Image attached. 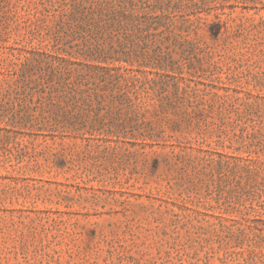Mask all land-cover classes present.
<instances>
[{
	"label": "rangeland",
	"instance_id": "rangeland-1",
	"mask_svg": "<svg viewBox=\"0 0 264 264\" xmlns=\"http://www.w3.org/2000/svg\"><path fill=\"white\" fill-rule=\"evenodd\" d=\"M59 1L0 0V264H264V0H172L189 44L77 39ZM40 53L121 86L52 128Z\"/></svg>",
	"mask_w": 264,
	"mask_h": 264
},
{
	"label": "trees",
	"instance_id": "trees-1",
	"mask_svg": "<svg viewBox=\"0 0 264 264\" xmlns=\"http://www.w3.org/2000/svg\"><path fill=\"white\" fill-rule=\"evenodd\" d=\"M196 4L194 2L193 5ZM59 6L61 18H65L67 27L72 31L71 35L77 39L107 35L127 44H189L190 26L177 24L173 12L175 3L172 0H60ZM225 30L226 24L221 21L211 22L208 26L212 40H218ZM35 62L33 67L22 72L21 87L28 88L30 95L38 94L56 108L54 115V110L50 111L54 120L50 124L52 128L71 124L68 122L69 117L65 123L56 117L60 112L68 114L65 106L59 105L62 99H65V104L69 101L73 105L90 108L93 101L103 102L112 95L105 94L110 90L109 87L121 86V75L113 73L118 68L102 66L100 61L98 64L88 61L79 64L66 57L40 53ZM134 71L143 74L141 69L135 68ZM132 80L133 85L140 82L137 75ZM27 95L22 98V102L25 103ZM113 98L116 99V96L113 95ZM26 107L29 110L26 122L47 125L51 121L48 114L35 113L36 106L35 109L30 108L29 102ZM254 116L259 118L258 121L262 118L257 111L249 113L247 119L252 120ZM262 162L258 167L264 166Z\"/></svg>",
	"mask_w": 264,
	"mask_h": 264
}]
</instances>
